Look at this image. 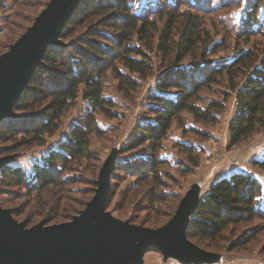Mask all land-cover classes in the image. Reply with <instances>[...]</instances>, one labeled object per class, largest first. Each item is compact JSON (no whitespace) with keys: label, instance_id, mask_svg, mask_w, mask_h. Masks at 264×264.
Here are the masks:
<instances>
[{"label":"trees","instance_id":"1","mask_svg":"<svg viewBox=\"0 0 264 264\" xmlns=\"http://www.w3.org/2000/svg\"><path fill=\"white\" fill-rule=\"evenodd\" d=\"M164 1L167 3L161 2L158 10L142 12L136 11L134 0H79L78 7L60 32L64 42L46 47L41 62L15 101L14 114L1 120L0 141L8 143L1 151L17 152L33 145H45L46 135L60 128L62 117L74 106L80 93L93 109L75 123L60 151H52L45 164L34 166L32 175L21 167H2L0 182L25 187L34 193L33 202L46 224L57 217L71 219L87 204L82 199L75 206V198L66 194L60 198L59 194L72 183L70 177L64 176L66 171L73 169V163L95 156L91 135L103 133L95 112L108 116L113 104L103 92L106 72L110 71L118 79L119 91L130 97V92L139 85L137 78L130 74L146 79L153 71L154 62L148 51L159 52L168 63L166 72L156 83L161 92L152 96L155 118L140 126L136 143L148 142L157 154L174 120L185 127L183 112L204 123L216 122L224 103L210 100L203 108L197 101L203 90L221 80L226 81L229 90L237 91V109L229 125L230 143L236 145L264 128V40L254 41L247 49H238L228 63L214 62L208 58L211 38L205 18L190 8H181L183 2ZM263 4L264 0H254L247 18L241 22L239 35L242 39H250L260 30L255 29V23ZM212 51H215L213 47ZM186 57L191 60L188 65L182 62ZM120 64L130 74L124 72ZM170 88L176 90L174 95L164 92ZM257 162L264 168V159ZM124 165L125 168L116 163L115 168L147 174L145 179L151 178L149 200L163 203L167 200L166 193L155 190L165 184L157 155L139 157ZM112 174L113 171L110 179ZM87 184L92 194L97 180L92 178ZM4 189L5 186H0V196ZM263 196L264 187L254 176L237 172L223 177L210 186L197 204L186 235L197 246L199 240L217 244L223 241L226 231L234 234L239 223L255 218L264 221V207L260 205ZM108 202L109 195L106 206ZM55 203L58 211H53ZM11 210L13 215L18 214ZM253 235L246 232L231 241V246L244 243Z\"/></svg>","mask_w":264,"mask_h":264},{"label":"rangeland","instance_id":"2","mask_svg":"<svg viewBox=\"0 0 264 264\" xmlns=\"http://www.w3.org/2000/svg\"><path fill=\"white\" fill-rule=\"evenodd\" d=\"M49 1L0 0V55L32 25ZM176 1L184 3L181 8H190L205 18L211 38L208 58L214 62L228 63L233 60L238 49H247L254 41L264 40V4L260 6L256 16L255 29L260 30L250 39L244 40L239 35L241 22L247 18L246 14L254 0ZM161 2L167 3L164 0H134L136 11L142 12L158 10ZM63 42L61 38V43ZM212 47L215 51H212ZM148 53L154 62V68L146 79L134 73L130 74L122 64L119 65L124 72L139 81L138 87L130 92V97L119 91L118 79L110 71L106 72L103 92L113 103L109 107L110 115L95 112L96 121L103 131L101 135H91V148L95 156L76 160L72 165L73 169L65 172L64 177H70L72 183L63 188V192L59 194L60 198L65 194L75 198V206L82 199L88 203L98 185L100 172L109 165L114 170L112 169L110 179L109 202L105 207L107 214L119 223L140 224L151 228L165 225L181 203L189 207L190 222L197 211V204L208 193L210 186L233 173L243 172L254 176L264 187V168L257 162L264 159V128L258 129L236 145L230 143L229 125L237 109V91L229 90L225 80L203 90L201 98L197 101L203 108L210 100L224 103L223 109L217 114L216 122L204 123L190 113L183 112L181 116L185 120V127H182L178 120H174L157 154L154 149H150L148 142L136 143L135 137L140 126L155 118L152 96L161 92L156 88V83L161 74L166 72L168 63L159 52ZM182 62L188 65L191 60L186 57ZM164 92L174 95L176 90L170 88ZM92 110L89 102L84 100L83 94L80 93L74 106L62 117L60 128L54 134L46 135L45 145H33L17 152H6L1 149L8 143L0 141V158L8 157L0 167V172L3 166H11L21 167L28 175H32L35 172L34 166L45 164L52 151H60L62 142L69 138L75 123ZM156 155L160 161V175L165 184L155 190L168 195L164 203L149 200L152 181L151 178L145 179L147 174L139 175L115 168L116 163L125 168L124 164L132 163L136 158ZM92 178L97 180V184L93 193L89 194L87 182ZM0 186H5L0 196L1 206L17 211L18 214H14V217L18 221H24L26 226L40 221L46 224L45 217L40 215L36 203L33 202L34 193L31 194L25 187L5 185V182H0ZM260 205L264 207V196ZM58 209L55 203L53 211ZM53 214L54 212L50 215ZM68 220L57 217L48 224ZM237 227L234 234L230 230L226 231L223 241L217 244L196 241L199 252L195 257L164 254L155 246H151L137 264H264V221L255 218L250 222L239 223ZM246 232L254 234L253 237L244 243L231 246V241H236Z\"/></svg>","mask_w":264,"mask_h":264},{"label":"water","instance_id":"3","mask_svg":"<svg viewBox=\"0 0 264 264\" xmlns=\"http://www.w3.org/2000/svg\"><path fill=\"white\" fill-rule=\"evenodd\" d=\"M79 0H50L21 36L0 55V121L13 106L41 62L46 47L60 43V32ZM8 159L0 158V167ZM113 167L98 176L91 200L80 213L62 223L26 226L0 204V264H137L155 246L164 254L195 257L198 246L186 235L189 207L179 204L159 227L123 224L105 209Z\"/></svg>","mask_w":264,"mask_h":264}]
</instances>
